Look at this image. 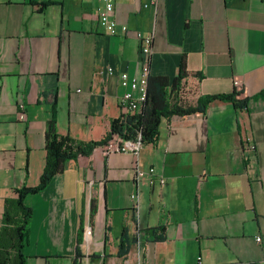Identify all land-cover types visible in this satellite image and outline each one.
<instances>
[{"label": "crops", "instance_id": "obj_1", "mask_svg": "<svg viewBox=\"0 0 264 264\" xmlns=\"http://www.w3.org/2000/svg\"><path fill=\"white\" fill-rule=\"evenodd\" d=\"M110 2L114 32L100 26V0H0V221L4 199L38 183L52 97L58 133L77 140L99 141L120 116L128 87L118 76L139 74L141 32L153 35L149 76L172 81L185 60L183 107L231 93L237 81L239 99H258L163 119L156 143L137 155L98 147L65 163L25 199L33 209L26 264H72L76 249L80 264H264V0ZM149 169L163 186L136 177ZM157 228L163 240L143 233ZM136 235L120 254L123 236Z\"/></svg>", "mask_w": 264, "mask_h": 264}, {"label": "trees", "instance_id": "obj_2", "mask_svg": "<svg viewBox=\"0 0 264 264\" xmlns=\"http://www.w3.org/2000/svg\"><path fill=\"white\" fill-rule=\"evenodd\" d=\"M36 11H42L47 4H34ZM186 63L181 60L177 76L169 81L163 76H149L146 85L145 99L140 109L129 115H120L109 123L105 135L99 141H81L70 136L60 135L57 131L56 102L52 97L51 116L47 122L44 133L45 162L36 186H21L13 190V195L6 197L0 221V264H26L27 256L25 247L29 239V224L33 216V209L28 206L25 199L30 195L43 191L58 174L62 173L65 163L76 160L80 156H89L94 149L106 145L114 137L120 146L126 145L129 149L139 139L142 146L154 145L159 135L161 120H169L173 116H188L196 113H204L213 101L230 102L236 109H246L251 101L258 96L239 99L240 94L234 88L227 94H212L201 96L195 106L183 107L177 101L179 86L186 77ZM94 203L91 212L94 214ZM141 233V232H140ZM145 236L153 235L157 241L164 239L162 228L147 229L143 231ZM120 245V254L127 253L131 243L140 240L138 235L133 239L123 236ZM80 242V238L78 243ZM82 258L76 249L72 264H80Z\"/></svg>", "mask_w": 264, "mask_h": 264}, {"label": "built area", "instance_id": "obj_3", "mask_svg": "<svg viewBox=\"0 0 264 264\" xmlns=\"http://www.w3.org/2000/svg\"><path fill=\"white\" fill-rule=\"evenodd\" d=\"M104 5V10L101 13V18L99 20L100 26L107 32H114L115 28H117V23L108 18L109 14L113 11L112 4L110 0H100ZM158 0H147V3L144 4V7L155 6ZM121 32L126 33L127 27L121 26ZM134 37L139 46V52L143 57V60L140 62V70L137 77L132 80H128V76L126 74H120L118 76L120 85L123 88L128 87V90L125 91L118 99V108L120 110V115H129L137 112L140 109L141 103L145 99L146 85L149 77V57L152 52L153 45V35L152 34H144L141 32H136ZM108 75H112L111 70L108 69ZM234 90L241 95L243 91V85L241 82H235ZM24 107L23 105H19V120H23ZM142 147L140 140L138 139L134 146L130 149L124 145L120 146L114 137L111 141H109L106 145L101 146L102 153L104 155H108L110 153H120V154H132L137 155L139 149ZM244 152L253 154L255 152V145L251 141L250 138H245L244 140ZM137 178L146 177L149 185H154L158 183L159 186H163L165 184V179L162 177H156L153 169H149L146 173L142 171H136ZM134 195L131 196L134 199ZM256 242H259L261 238L258 236ZM198 262L200 264V258H198Z\"/></svg>", "mask_w": 264, "mask_h": 264}]
</instances>
